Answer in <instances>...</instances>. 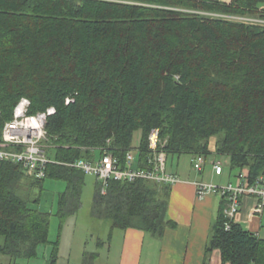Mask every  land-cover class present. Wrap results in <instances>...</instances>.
I'll use <instances>...</instances> for the list:
<instances>
[{
	"label": "trees",
	"instance_id": "trees-1",
	"mask_svg": "<svg viewBox=\"0 0 264 264\" xmlns=\"http://www.w3.org/2000/svg\"><path fill=\"white\" fill-rule=\"evenodd\" d=\"M223 14L264 19V0H0V140L27 98L30 115L54 108L45 143L58 161L36 179L0 160V253L12 264L37 257L43 244L53 247L47 264H57L61 243L22 184L65 181L63 220L78 212L86 175L67 162L108 150L125 165L136 130L141 167H150L149 135L159 129L167 164L214 153L250 181L264 177V24ZM171 192L169 183L112 179L104 194L97 180L93 214L112 222L109 237L130 227L162 237L174 225ZM221 198L203 264L215 249L223 264H264V239L229 218ZM98 255L85 252L84 264Z\"/></svg>",
	"mask_w": 264,
	"mask_h": 264
},
{
	"label": "built area",
	"instance_id": "built-area-1",
	"mask_svg": "<svg viewBox=\"0 0 264 264\" xmlns=\"http://www.w3.org/2000/svg\"><path fill=\"white\" fill-rule=\"evenodd\" d=\"M233 20L248 23L264 24V19L259 17L221 15ZM30 100L23 98L15 110L14 117L7 121L0 140V160L21 164L26 173L36 179L47 177L49 163L58 162L47 154L46 121L47 115L54 111L51 108L48 113L30 115L28 108ZM165 141L160 136L159 129H154L149 135V154L147 164L150 167H141L138 164L139 147H133L126 154L125 165L111 151L93 159L80 158L67 162L85 174L94 175L101 183L102 193H106L109 182L112 179L118 181H135L137 179L151 180L157 183H169L172 186L181 182V178L168 170L167 153L164 150ZM213 170L216 174H222L223 166L219 161H213ZM207 164V158L202 154H194L191 158L192 169L202 173ZM138 165V166H137ZM197 193L203 198L209 192H219L227 199L225 213L229 218H235L242 206V198L247 195L257 197L256 211L262 212L264 208V177L250 181L249 171L242 170L236 176L235 182L225 185H215L213 182L195 181Z\"/></svg>",
	"mask_w": 264,
	"mask_h": 264
},
{
	"label": "crops",
	"instance_id": "crops-1",
	"mask_svg": "<svg viewBox=\"0 0 264 264\" xmlns=\"http://www.w3.org/2000/svg\"><path fill=\"white\" fill-rule=\"evenodd\" d=\"M230 2L231 0H221ZM213 159L210 161L211 176L221 177L226 168L223 166L222 174H216L213 170ZM207 166V165H206ZM206 169V168H205ZM205 169L202 176H192L188 173L182 176L176 173L181 182L172 186L168 218L174 225L168 226L162 237H157L151 232L143 229L130 227L119 229L122 231V243L118 264H203L206 258V246L212 227L216 221L217 211L222 201L221 193L209 192L203 198L197 193L195 181H205ZM258 199L255 196L247 195L242 198V206L235 216V221L241 223L246 229L252 231L259 238L264 239V208L262 212L256 211ZM112 231L110 240H113ZM98 246L104 247L103 240ZM109 244L108 250L111 251ZM89 252V251H86ZM99 255L95 262L101 257ZM85 254V252H84ZM209 264H223L221 251L213 250L209 258ZM230 264V263H227Z\"/></svg>",
	"mask_w": 264,
	"mask_h": 264
},
{
	"label": "rangeland",
	"instance_id": "rangeland-1",
	"mask_svg": "<svg viewBox=\"0 0 264 264\" xmlns=\"http://www.w3.org/2000/svg\"><path fill=\"white\" fill-rule=\"evenodd\" d=\"M141 143V130H136L133 138V147H139ZM214 151V143L211 145ZM218 159L226 168L221 177H212L210 161ZM168 170L179 172L186 176L191 173L192 176H202L197 174L191 166V155L182 154L178 157L169 156ZM239 170H230L228 156H218L212 154L207 158L204 179L207 182H213L215 185H225L236 181V175ZM181 177V176H180ZM97 178L94 175L86 174L85 183L82 190V204L78 212L61 219L58 215L60 195L66 190L67 183L60 179L52 177L46 178L43 182V189L39 186L31 187L29 182H24L20 189L21 195L30 199L32 204H37L44 211H48L50 218V240L55 241L59 236L60 249L57 264H84V252L99 251L101 257L95 264H118L119 250L122 243V231L115 229L113 240L109 239L112 222L109 219H102L93 214V199L96 190ZM31 184V182H30ZM39 198L37 203L35 199ZM100 240L106 242L104 247L98 246ZM3 243V237L0 236V244ZM109 244L112 245L111 251L108 250ZM51 244H43L39 248L38 256L33 259L21 258L18 264H47L51 251ZM0 264H12L9 256L0 253Z\"/></svg>",
	"mask_w": 264,
	"mask_h": 264
},
{
	"label": "water",
	"instance_id": "water-1",
	"mask_svg": "<svg viewBox=\"0 0 264 264\" xmlns=\"http://www.w3.org/2000/svg\"><path fill=\"white\" fill-rule=\"evenodd\" d=\"M114 143V142H113Z\"/></svg>",
	"mask_w": 264,
	"mask_h": 264
}]
</instances>
